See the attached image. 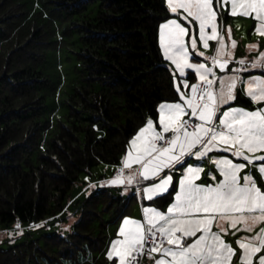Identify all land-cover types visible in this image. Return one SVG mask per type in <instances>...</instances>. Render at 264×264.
Segmentation results:
<instances>
[{"label":"trees","instance_id":"16d2710c","mask_svg":"<svg viewBox=\"0 0 264 264\" xmlns=\"http://www.w3.org/2000/svg\"><path fill=\"white\" fill-rule=\"evenodd\" d=\"M172 17L165 0H0V228L56 221L82 174L119 165L159 103L178 100L159 43ZM61 50L75 59L67 89L68 74L48 71ZM173 197L150 204L164 210ZM137 201L96 190L70 234L0 247V264H114L108 228Z\"/></svg>","mask_w":264,"mask_h":264},{"label":"snow or ice","instance_id":"6c2138e0","mask_svg":"<svg viewBox=\"0 0 264 264\" xmlns=\"http://www.w3.org/2000/svg\"><path fill=\"white\" fill-rule=\"evenodd\" d=\"M166 3L167 9L179 17L160 25L164 55L174 65L173 75L179 74L174 86L178 100L159 103L155 119L147 118L131 137L122 166L104 183L150 180L142 189L148 201L173 196L174 200L166 211L149 205L142 209L143 219L123 218L107 256L114 259V264H135L147 247L150 257L160 254L155 264H232L237 249L224 236L233 229L232 235L241 230L254 232L237 237V264H264V227L254 231L264 222V106L250 110L232 104L238 99V85L240 94L249 98L247 104H264V77L245 80L238 74H216L217 67L227 70L233 56L217 31L218 13L229 8L231 15L251 16L258 22L254 31L264 35V0H215V5L213 0ZM190 17L198 25L204 49L209 48L210 40L217 43L214 55L207 57L211 66L199 62L205 53L197 50L196 28L189 36V27L181 23L182 19L192 26ZM228 32L230 35V27ZM236 43L231 40L232 49ZM189 48L197 50V62H193ZM239 64L243 66L245 60L240 59ZM251 67L264 68V52ZM240 71L243 68L233 70ZM190 78H198V82L189 85ZM223 105L228 107L218 116ZM185 115L189 119H183ZM168 133L170 136H166ZM221 149L232 153V158H213L220 179L210 171L209 179L198 183L208 152ZM192 157L197 158L195 165ZM246 168L249 170L243 172Z\"/></svg>","mask_w":264,"mask_h":264},{"label":"rangeland","instance_id":"374dc122","mask_svg":"<svg viewBox=\"0 0 264 264\" xmlns=\"http://www.w3.org/2000/svg\"><path fill=\"white\" fill-rule=\"evenodd\" d=\"M165 2H166V0H165ZM213 2L215 5V0H213ZM166 5H167V3H166ZM170 13H171V11H170ZM171 15L174 16L171 19H179V17H177L176 14L171 13ZM189 19L192 20V26H189L188 22L183 21L182 19H181V23H184L186 27H189V36L192 34L193 27L196 28L197 50L205 53V56L199 57V62H204V63L208 64V66H211V61H210V59H207V57H208L207 54H209L210 56L214 55L215 48L217 47V43H216V41L210 40L209 41V45H210L209 48L204 49L202 46V43L199 41L198 25L196 24V22L194 21L193 18L190 17ZM165 21H163L162 23H164ZM257 25H258V22L251 16L245 17V16L240 15V14L231 15L229 12V8L221 9V11L218 13V16H217V31H218V33L224 37V42H225V44L229 50L231 49V40H233V39L236 40L237 43H236V46L234 48V50L236 52L235 57L237 59L243 58L245 60V64L242 67H243V71L245 70L248 75L254 71V68L251 67L252 62L257 57H259V54L261 52H264V35H258L254 31V28ZM229 27L231 28V34L230 35L228 32ZM206 31H210V29H206ZM187 40H188V37H186V41ZM159 43H160V34H159ZM250 44H257L258 47L250 48V47H248ZM160 47H161L163 55H164V51H163L161 44H160ZM197 50H193V49L189 48V51L191 53H193V57H192L193 62H197L195 59V54H196ZM164 57H165V55H164ZM74 60L72 59V54H70V52H68L66 50L54 52V53H51L49 55V60H48V62H49L48 66L50 67V69L48 70L49 74L51 77L55 78V81L57 79L56 73L60 74L62 72L63 77L66 74H68L67 78L64 79V86H63L66 89L68 87L67 84L69 83V80L72 79V77H73L72 63L74 62ZM168 64L173 71L174 65H172L171 61H169V60H168ZM229 67H230V69H231L230 71L232 73H226V74H224V70H221V69H219V67H217L216 68L217 76H222V75L226 76V75L237 74V73H234L233 70L238 69V67H235L232 65H230ZM188 71H192V70H188ZM253 77H264V68H260L259 72L255 76L243 77V78H245L247 80V79H251ZM177 79H179L178 73L175 75V82ZM197 82H198V78H197V80H194L191 82L189 81V85H191L193 83H197ZM218 86L219 85L217 84V88H218ZM240 86L241 85L237 86V89H236L237 93L240 92ZM235 102L236 101L232 102L233 106H238V105L234 104ZM256 105L257 104H254L255 107L258 106V105L257 106ZM227 107H228V105L225 107L221 106L220 112H218L217 115L219 116L220 113ZM187 118H189L188 115L183 117V119H187ZM123 158H124V156H123ZM196 159H197L196 157L191 158V162L194 165L197 163ZM206 162L211 163V164L213 163V162H208V161H206ZM122 163H123V159L119 165H115V166L101 164V165L93 168L90 174H86V173L82 174L79 182L75 185V187L71 193L70 200H69V203H68V206H67L65 212L62 214V216L58 217V219H56V221L52 220L50 223H46V224L42 223V224H40L36 227H32V228H27L25 226L22 227V225H20V224L2 226L0 228V247L6 248V247H9L10 245L19 244V243L25 241L26 239H34L35 237H38L41 234H51L54 232L59 233L63 236L70 234L72 231V226L76 223V221L79 218V210L77 208L79 201L86 199L92 192H94L96 190H99L102 188H110L119 196L125 197V200L128 199L130 197V195H132V194L137 195V197L142 196L141 194L139 195V193H142L143 187H146L148 185V184L145 185L144 181H141L139 183L140 184L139 185L140 190L138 189L139 191H137V188L134 185V183L133 184H120V185H112L109 183H104V181H109V180L114 178L117 170L122 166ZM251 167L252 166L249 165V168H251ZM249 168H246L243 171L249 170ZM125 171H127V169ZM128 191H131L132 193H128ZM126 217L139 219L137 202H133V205L131 207V212ZM122 223H123V220L117 224L110 225L108 228L109 242H108V246H107L106 251H105L106 257L108 259H109V257L107 256V253L110 250L111 242L118 238V229L120 228ZM17 225H19V227H17ZM260 227H264L263 222L260 225ZM259 228L257 229V227H256L254 231H259ZM29 234H30V236L26 238V236H28ZM249 234L253 235L254 232H250ZM236 239H237V237L233 238V244H232V246L237 249L236 255L233 257V264H237V258L240 255V250H239V248H237L238 246L235 243ZM154 255L156 256V253ZM155 258L154 257L153 258L147 257L146 261L148 263H155V260H154ZM109 260L114 261V259H109ZM66 264H69V263H66Z\"/></svg>","mask_w":264,"mask_h":264},{"label":"crops","instance_id":"0c3cea01","mask_svg":"<svg viewBox=\"0 0 264 264\" xmlns=\"http://www.w3.org/2000/svg\"><path fill=\"white\" fill-rule=\"evenodd\" d=\"M174 17V16H173ZM172 17V18H173ZM231 51H232V53H233V56H232V59H231V61H230V63H229V65H228V68H227V70H224V74H226V73H232L230 70V65H232V66H235V67H238V69L239 68H243L242 67V65H240L239 64V60L240 59H237L235 56H236V52H235V50L234 49H230ZM207 56L209 57L210 55L209 54H207ZM242 59V58H241ZM259 67H257V68H254V71L253 72H251L249 75L246 73V71L244 70V71H240L239 73H237L238 75H240L242 78L243 77H252V76H255L258 72H259ZM246 73V74H245ZM223 76V75H222ZM245 79V78H244ZM195 80H197V78H195ZM246 80V79H245ZM191 82V81H190ZM240 88H241V86H240ZM237 92V91H236ZM239 96H242L243 98H248L247 96H245V95H241L240 94V92L239 93H237V97H239ZM249 99V98H248ZM237 101V100H236ZM236 103V102H235ZM234 103V104H235ZM233 104V103H232ZM236 105H238V104H236ZM225 106H227V105H223V107H225ZM238 106H242V105H238ZM257 106V105H256ZM262 106H264V104H261V105H258L257 107H262ZM245 107V106H244ZM257 107H255L254 106V104H253V107H247V108H250V109H254V108H257ZM186 116V115H185ZM169 134V133H168ZM221 156H227V157H229V158H232V153H230V152H227V151H225V150H213V151H210V152H208V154H207V157H205L204 158V160H203V162H202V166H203V172L201 173V176H200V178H199V180L197 181L198 183H204V182H206L208 179H209V177H208V173L210 172V171H212L213 173H215L216 174V176H217V179H220V176H219V172H218V170H217V168H216V165L214 164V163H207L206 161H208V162H212V160H213V158L214 157H221ZM197 160V159H196ZM133 167H136L135 165L133 166ZM128 171V170H127ZM168 170L167 169H165V172H167ZM248 170H245V171H243V172H247ZM243 172L241 173V175H243ZM173 177H174V183L176 182V173L175 172H173ZM144 181V183H145V185L146 184H149V183H151V181L150 180H143ZM134 185L136 186V188H137V191H139L140 190V187H139V185L140 184H136V183H134ZM139 189V190H138ZM170 190V189H169ZM177 190H178V187H177ZM128 193H132L131 191H128ZM142 195V196H140V197H138V201H137V209H138V214H139V219H143V212H142V209H143V207H145V206H149V205H151L150 204V202L151 201H148L147 200V198H146V196H145V194L143 193V191H142V193H139V195ZM173 200H174V197H173ZM151 206H154V205H151ZM169 206V205H168ZM166 209L167 208H165L164 210L166 211ZM162 210V209H161ZM264 223V222H263ZM262 224V223H261ZM261 224H258L256 227H257V229L260 227V225ZM237 227H240L239 225L237 226ZM217 229H216V225L214 224L213 225V231H216ZM233 231H235V230H233V229H229V232H228V234L227 235H225L224 236V238H225V240H227V241H229V242H231L232 244H233V238L234 237H240V236H242V235H250L249 233L250 232H245V231H243V230H241V231H238V232H236L235 233V235H232V232ZM197 235H199V233L197 234ZM238 248V247H237ZM159 253H156V256L154 255V258L155 259H158L159 258ZM154 259V260H155ZM143 264H155V263H148L147 261H146V259L143 261ZM232 264H233V260H232Z\"/></svg>","mask_w":264,"mask_h":264},{"label":"built area","instance_id":"2783aa9c","mask_svg":"<svg viewBox=\"0 0 264 264\" xmlns=\"http://www.w3.org/2000/svg\"><path fill=\"white\" fill-rule=\"evenodd\" d=\"M187 119H189V118H187ZM187 119H185V120H187ZM193 119H194V118H193ZM166 136H170V133H169V134H166ZM147 257H150V256L148 255V250H147V247H146L145 251H144L143 253H141V254L136 258V262H135V264H142L143 261H144V259L147 258ZM153 257H154V256H153ZM153 257H150V258H153Z\"/></svg>","mask_w":264,"mask_h":264}]
</instances>
